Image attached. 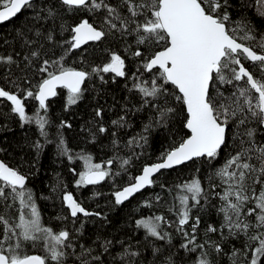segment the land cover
Here are the masks:
<instances>
[{"label":"snow or ice","instance_id":"6c2138e0","mask_svg":"<svg viewBox=\"0 0 264 264\" xmlns=\"http://www.w3.org/2000/svg\"><path fill=\"white\" fill-rule=\"evenodd\" d=\"M39 4L40 0H3L0 23L30 9L34 10L35 22H43L42 28L49 21L57 25L63 19L57 5L45 8L38 7ZM57 4L65 13L83 11L103 16L97 25L89 19H80L74 26L59 23L62 31L70 32V38L60 45L62 48L67 45L65 52L114 34L133 36L136 47L131 55L139 58L138 65L130 75L126 57L114 51L110 52L107 63L92 67L91 71L66 67L63 57L44 59L39 72L46 76L38 81L35 90L30 81L27 88L16 84L15 92L0 86V100L10 102L11 111L24 123L37 124L40 135L48 143L46 126L50 121L39 113L27 114L25 99L38 101V108L46 112L49 98L58 95L57 88H63L67 90L66 106L75 105L87 91L85 81L94 75L101 81H104L103 73L133 81L130 91L141 96V109L150 106L155 112L144 128L145 133L153 127H166L177 113L173 101L182 104L187 113L182 125L187 129L186 138L167 151L162 162L143 167L142 173L128 186L116 191V204L154 186V176L161 170L194 159L216 160L231 146L223 165L214 173L219 183L206 187L202 178L194 175L173 187L161 185V188L173 195L171 210L178 217L176 230L185 237L180 247L192 264H213L208 249L219 257L225 254V242L241 237L245 238V244L242 249L234 248L232 256L235 258L243 253L247 264H264V34L257 35L251 25L243 21L233 27L228 11L232 7L230 0H57ZM256 4L258 15L264 17V0H256ZM54 32V28H45L43 32L36 29L35 35L54 41ZM240 32L243 35H239ZM24 43L30 45L35 41L25 39ZM40 56V51H31L23 60L31 65L32 58ZM244 61L251 63L246 66ZM0 64L19 66L13 55H0ZM225 85L229 87H222ZM95 111L96 116L102 118L103 110L97 108ZM112 124L125 127V117L113 120ZM58 127L70 128L71 124L62 121ZM97 130L100 133L109 131L103 126ZM57 135L60 155L69 160H83L84 170L76 173L77 186L97 185L120 175L111 169L114 159L94 163L90 154L76 157L67 147L62 133L58 131ZM111 135L115 137L116 133ZM139 139L147 140L143 133ZM134 142L140 146L136 137L129 139L127 144L131 146ZM112 143L114 148L119 145L117 139ZM34 147L41 151L44 145L37 141ZM130 163L131 158L124 159L121 167ZM28 179V175L0 161V264H104L102 257L110 254L113 242L102 241L101 251L94 254V248L74 243L73 232L55 231L45 226L33 191L27 187ZM217 187L221 189L219 192L215 190ZM213 196L220 203L218 207L211 206L222 219L218 226L209 224L206 233H216L220 240H212L209 236L198 243L196 232L201 218L193 216L192 212L194 208L210 204ZM160 199L158 195L156 200ZM63 200L72 218H78L79 214L85 217L100 215L88 211L71 193L64 194ZM17 201L19 206L13 215L9 210ZM146 206L152 207V203L146 202ZM136 224L148 237L170 242V234L163 226H171V223L164 216H149L137 220ZM185 226L190 231H186ZM119 243L123 251L113 257L114 264H137L141 250L133 249L131 244L124 245L123 241ZM26 245H41L46 255L29 254ZM152 256L151 264H188L183 256L155 245ZM233 264H236L235 259Z\"/></svg>","mask_w":264,"mask_h":264},{"label":"trees","instance_id":"16d2710c","mask_svg":"<svg viewBox=\"0 0 264 264\" xmlns=\"http://www.w3.org/2000/svg\"><path fill=\"white\" fill-rule=\"evenodd\" d=\"M0 3H3V0H0ZM230 3L232 7L228 11L234 22L233 27L243 21L250 24L257 35L264 34V17L258 15L256 0H230ZM53 5H57L58 11L63 16L57 25L49 21L42 28L43 22H35V13L31 9L22 11L13 20L0 25V55H13L19 64V66L0 64V86H7L15 92L16 84L21 88H27L29 86L27 82L30 81L32 90H35L38 81L46 76L39 72L44 59L59 60L63 57L64 66L91 71L92 67L107 63L109 54L113 51L126 57L131 75L139 63V58L131 55V51L136 47L133 36L121 37L114 34L102 41L82 45L80 49H74L70 53L65 52L64 48L67 45L63 48L60 45L65 39L70 38V32L62 31L58 26L59 23L74 26L80 19H89L90 23L97 25L102 22L103 16L101 13L83 11L65 13L63 8H59L57 0H40L38 7L46 8ZM45 28L55 29L54 41L45 40L43 35L39 37L35 35L36 29L43 32ZM21 32L24 36L20 35ZM239 35H243V32ZM25 39L35 43L26 45ZM40 45H43V48ZM129 45L131 48L128 47ZM31 51H40L41 56L32 58L33 63L29 65L23 60V56L29 55ZM244 63L248 66L251 62L244 61ZM9 69H11L10 75ZM102 75L106 82L95 75L85 81L87 91L83 99L72 106H66V89L58 90V95L48 102L49 108L46 112L38 108L36 100L25 99L27 114L34 116L39 113L50 121V125L46 126L50 143L40 135L37 124L24 123L11 111L10 102L0 100V159L10 167L28 175L27 187L33 191L45 226L55 231L67 229L73 232L74 243L78 246L94 248V254L101 251L99 245L102 241L113 242L114 246L110 249V254L105 253L102 257L104 264H114L113 257L123 251L119 243L121 241L124 245L131 244L133 249L141 250V256L136 258L137 264H151L153 245L164 251L176 252L177 255L183 256L188 264H192L180 247L185 243V237L176 230L178 217L171 210L174 203L173 195L166 188H161V185L173 187L194 175L201 177L206 187L219 183L214 173L223 165L231 151V146L216 160L207 161L201 158L162 172L155 178L154 186L148 187L123 205L116 204L114 196L116 191L128 186L133 178L141 173L143 167L162 162V156L186 138L187 129L182 125L187 113L182 104L173 101L177 113L168 121L167 126L153 127L145 133L144 128L155 112L150 106L141 109V96L134 90L130 91L133 81L127 77H116L113 73ZM6 76L8 80H5ZM97 108L103 110L102 118L96 116ZM120 117H125V127L118 128L112 124L113 120H119ZM62 121L71 124V127L59 128ZM99 126L109 131L100 133L97 130ZM58 131L62 133L67 147L76 157L90 154L94 163H105L109 159H114L111 169L113 172H120V175L114 179H106L98 185L77 186L79 177L76 173L83 171V160L79 158L69 160L67 156L59 154ZM112 132L116 133L115 137L111 135ZM142 133L147 138L146 142L139 139ZM132 137H136L140 146H137L136 142L128 146L127 142ZM113 139L119 141V145L115 148ZM37 141L44 145L41 151H37L34 147ZM129 158H131L130 165L121 167V161ZM73 169L75 172L72 171ZM209 177L213 178L210 180ZM215 190L219 192L221 189L217 187ZM66 193H71L88 211L100 215L72 218L63 200V195ZM158 195L161 197L159 201L156 200ZM146 202H151L152 207H147ZM175 203L178 206V201ZM219 203V199L213 196L210 197V204L193 209V216L198 215L201 218L196 232L198 243H202L209 236L212 240H220L218 234L206 233L209 224L218 226L222 219V216L217 214L216 208L211 206L218 207ZM18 206L17 201L9 211L15 215V208ZM156 215L164 216L171 223V226H163L170 234V242L148 237L144 229L137 227V220ZM185 230L190 231V228L185 226ZM244 244V237L229 239L224 243L225 254L217 257L211 249H208L209 259L213 264H233V259L236 260V264H247L243 253L235 258L232 256L233 249H242ZM26 250L29 254L46 255L41 245L36 247L26 245ZM79 250L78 247L77 251Z\"/></svg>","mask_w":264,"mask_h":264},{"label":"water","instance_id":"95a60500","mask_svg":"<svg viewBox=\"0 0 264 264\" xmlns=\"http://www.w3.org/2000/svg\"><path fill=\"white\" fill-rule=\"evenodd\" d=\"M0 10H3V9L1 8ZM22 11H23V10H22ZM22 11H21V12H22ZM21 12H20V13H21ZM20 13H18L15 17L11 18L10 20L5 21V22H3V23H0V25L5 24V23H7V22L13 20V19L16 18ZM95 42H96V41H95ZM90 43H93V42H89L88 44H90ZM59 89H63V88H57V92H58ZM53 98H54V97L49 98V101L52 100ZM49 101H48V102H49ZM37 102H38V101H37ZM200 159H201V158H200ZM194 160H197V159H194ZM194 160H192V161H194ZM0 161H3V160L0 159ZM192 161H187V162H186L185 164H183V165L189 164V163L192 162ZM3 162H4V161H3ZM4 163H5V162H4ZM183 165L175 166V167H173L172 169H175V168L181 167V166H183ZM8 166H9V165H8ZM147 166H148V165H147ZM172 169H163V170H161L160 173L155 174L154 179H155L157 176H159L162 172H164V171H170V170H172ZM141 173H142V171H141ZM141 173H140V174H141ZM140 174H139V175H140ZM139 175H138V176H139ZM102 182H103V181H102ZM97 185H98V184H97ZM86 186H94V185H86ZM147 188H148V187H146L145 189H143L141 192L145 191ZM141 192H139V193H141ZM139 193L134 194L132 197H130L128 200L124 201V203H122V204H120V205H123V204L127 203L128 201H130L132 198H134V197H135L137 194H139ZM79 215L83 216L82 214H79ZM79 215H78V216H79ZM35 255H38V254H35Z\"/></svg>","mask_w":264,"mask_h":264},{"label":"flooded vegetation","instance_id":"af4514ba","mask_svg":"<svg viewBox=\"0 0 264 264\" xmlns=\"http://www.w3.org/2000/svg\"><path fill=\"white\" fill-rule=\"evenodd\" d=\"M79 216H81V215H79Z\"/></svg>","mask_w":264,"mask_h":264},{"label":"rangeland","instance_id":"374dc122","mask_svg":"<svg viewBox=\"0 0 264 264\" xmlns=\"http://www.w3.org/2000/svg\"><path fill=\"white\" fill-rule=\"evenodd\" d=\"M83 170H84V168H83Z\"/></svg>","mask_w":264,"mask_h":264}]
</instances>
